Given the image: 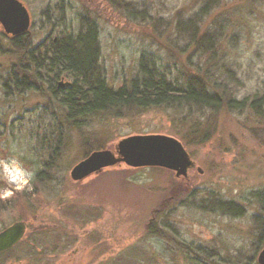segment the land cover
I'll use <instances>...</instances> for the list:
<instances>
[{
  "label": "rangeland",
  "instance_id": "rangeland-1",
  "mask_svg": "<svg viewBox=\"0 0 264 264\" xmlns=\"http://www.w3.org/2000/svg\"><path fill=\"white\" fill-rule=\"evenodd\" d=\"M18 1L28 35L13 45L0 31V231L15 222L26 231L0 264H257L264 219L254 218L264 214L253 195L264 189V113L119 107L76 127L49 97L52 74L22 66L39 44L94 24L98 67L114 90L149 54L181 85L252 100L264 90V0ZM23 76L35 89L14 87ZM133 135L176 139L193 167L175 178L120 164L71 180V168L91 152H113ZM214 199L235 203L242 216L209 212Z\"/></svg>",
  "mask_w": 264,
  "mask_h": 264
},
{
  "label": "trees",
  "instance_id": "trees-1",
  "mask_svg": "<svg viewBox=\"0 0 264 264\" xmlns=\"http://www.w3.org/2000/svg\"><path fill=\"white\" fill-rule=\"evenodd\" d=\"M81 27L76 34H68L66 38L62 36L54 43L51 42L45 50V58H42L44 65L39 61L36 67L40 72L42 70L52 74V79H57L63 74L72 78L71 85L64 92L58 93L59 95L55 94L54 99L66 110L65 121L73 126H81L83 119L90 115L119 107L147 109L160 106H194L209 111L220 108L229 111L246 108L256 117L264 113V90L259 97L252 100H226L214 92L209 93L205 88L198 86V83L196 85V82L195 85L189 81L183 85L179 84L171 79L170 71L149 54H141L137 75L128 85L114 90L107 86L102 70L98 67L99 49L95 25L86 23ZM11 42L13 45L19 43L16 40ZM204 44L208 45L209 42L205 39ZM35 78H39L37 74ZM13 85L15 88L20 86L15 77ZM23 87L26 90L34 89L31 86ZM37 179H40L39 176ZM253 200L259 212L264 214V189L255 193ZM208 211L234 218L243 214L242 208L235 203L217 199L213 200ZM258 218L264 219L255 217L254 220ZM153 234L156 235V231H153ZM203 260L204 263L208 262Z\"/></svg>",
  "mask_w": 264,
  "mask_h": 264
},
{
  "label": "water",
  "instance_id": "water-1",
  "mask_svg": "<svg viewBox=\"0 0 264 264\" xmlns=\"http://www.w3.org/2000/svg\"><path fill=\"white\" fill-rule=\"evenodd\" d=\"M0 22L6 34L23 35L28 32L30 18L18 0H0ZM124 164L129 168H162L174 173L175 178H185L193 167L188 154L176 139L164 135H133L120 139L113 152L98 150L71 168V180L78 181L97 174L103 169ZM25 225L15 222L0 231V253L15 246L24 236ZM257 264H264V248L256 257Z\"/></svg>",
  "mask_w": 264,
  "mask_h": 264
},
{
  "label": "flooded vegetation",
  "instance_id": "flooded-vegetation-1",
  "mask_svg": "<svg viewBox=\"0 0 264 264\" xmlns=\"http://www.w3.org/2000/svg\"><path fill=\"white\" fill-rule=\"evenodd\" d=\"M21 3V2H20ZM22 4V3H21ZM23 5V4H22ZM24 6V5H23ZM31 25V24H30ZM0 31H1V33H2V35L3 36H5V37H7L8 39H10V41H21V40H24L25 38H26V36L28 35V33H25V34H23V35H18V36H11L10 34H6L5 32H4V28H3V26H2V23L0 22ZM56 41V39H53V43ZM49 45L50 44H45V43H41V44H39L36 48H33L32 50H30V52H28L27 53V62L22 66L23 67V69H25V71L29 74V72L32 70V68L34 67L35 69H36V67H37V62L39 63V61H42L41 62V65H44V61L42 60V58H45V55H46V48H48L49 47ZM41 47H43L44 48V52L43 53H38V54H32L33 52H35L38 48H41ZM40 58V59H39ZM45 73V76H47L48 77V72H44ZM33 74H37L38 75V77H40V72L38 73H36L35 71H34V73ZM28 78V77H27ZM23 79H24V81H18L20 84H22V86L24 85V86H26V87H29V86H31V87H33L34 89H35V85L33 84V82L32 81H27V79H26V76L24 77L23 76ZM64 78H62V77H58L57 79H50L49 77H48V79H47V83L49 84L50 82V84L49 85H47V90H48V93H49V97H53L54 98V96H56L58 93H61V92H64L65 91V89L67 88V87H69L70 85H71V82L70 83H68V82H60L61 80H63ZM29 80V79H28ZM32 90V89H31ZM53 91V92H52ZM56 94V95H55ZM59 95V94H58ZM25 225V224H24ZM25 231H26V225H25ZM19 243V242H18ZM17 243V244H18ZM16 244V245H17ZM15 245V246H16ZM15 246H13V247H15ZM12 247V248H13ZM12 248H10V249H8V250H6V251H4V252H2V253H0V256L1 255H3V254H6L8 251H10Z\"/></svg>",
  "mask_w": 264,
  "mask_h": 264
},
{
  "label": "built area",
  "instance_id": "built-area-1",
  "mask_svg": "<svg viewBox=\"0 0 264 264\" xmlns=\"http://www.w3.org/2000/svg\"><path fill=\"white\" fill-rule=\"evenodd\" d=\"M12 181H14V180H12Z\"/></svg>",
  "mask_w": 264,
  "mask_h": 264
}]
</instances>
